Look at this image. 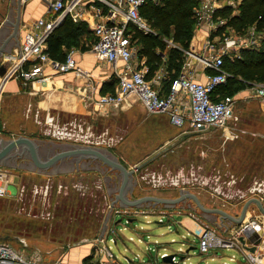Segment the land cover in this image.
Here are the masks:
<instances>
[{
	"label": "rangeland",
	"instance_id": "obj_1",
	"mask_svg": "<svg viewBox=\"0 0 264 264\" xmlns=\"http://www.w3.org/2000/svg\"><path fill=\"white\" fill-rule=\"evenodd\" d=\"M229 1L232 2L231 5L234 4L233 8L229 7V12H232L238 1L223 0L224 3ZM144 16L145 14H142L141 18L147 29L143 32L156 33V29ZM195 24L196 21H193L192 29L195 28ZM245 35L246 32L238 34L234 30L221 28L218 36L213 40L214 47H220L224 38L231 39L234 36L244 38ZM82 37L78 46L71 48L88 51L81 48V43L90 41L88 32ZM167 42L171 44L170 41ZM67 49L64 48L65 51ZM232 54L237 52L232 51ZM88 65L97 73L106 75L110 72L107 64L95 62L89 56L86 63L81 64V68L85 69ZM162 68L164 69L163 66ZM82 78L85 82L88 80L87 77L82 76ZM98 80L100 79L96 78V81ZM110 80L113 78L110 77ZM88 86L82 84V91L88 89ZM248 87L249 84L244 83L237 92L233 91L234 107L224 126L230 136L226 137L224 128H216L208 130L210 136L206 135L203 138L204 132L195 134L190 132L187 126H182L180 131L177 130V136H173L172 143H162L164 137L150 128L140 129L138 126L142 123L133 122L132 119L122 116L118 107L106 108L102 112L97 109L92 114L93 118L90 115L87 121L80 118L63 120V116H59L58 120L53 113L35 114L30 108L29 117L33 118L38 129L30 128L28 131H22L39 144L42 159L64 149L93 147L116 159L126 170H133L132 176L128 177L124 185V193L128 200L153 197L177 201H169V203L145 201L136 206H123L119 200H116L122 184V175L100 159L88 157L76 161V158L70 157L62 160L59 165L39 172L36 169L26 170L33 165L23 154L8 158L6 164H2V169L8 170L6 171L8 175L5 174L7 192L0 196V238L25 256L39 253L44 264L53 261L66 264L63 261L69 260L76 249H87L91 252L93 248L92 252H95L94 242L101 241L100 234L107 224L108 218L105 216L107 210L174 209L181 211L182 214L191 215L200 223L207 219L210 223L220 224L219 228L214 224L207 225L208 228L216 230L224 229L222 225L225 222L227 226L239 225L222 219V214L216 210L222 212L224 210L227 213L238 212L234 215L238 219L246 200L255 204H257L256 200L250 199L259 200L260 186L245 182L232 185L226 181L229 173L243 175L246 166H250L254 158L260 162L263 157L260 151H264V116L260 117L257 114H264V108H260L257 100L242 99ZM129 98L135 99L134 96ZM1 102L0 99V140L6 141L18 137L20 132L16 128L7 129L4 125ZM150 124L148 121L144 123L145 126ZM14 130L17 132L12 133L11 131ZM181 132H185V135ZM252 152L255 157H252ZM137 165H140L138 169H136ZM55 170L57 172H53ZM253 207L257 211L258 206L256 208L253 205ZM203 209L211 211L206 212ZM248 214L249 212L246 217ZM119 219V215L114 216L111 228H115L122 237L117 239L116 245L112 241L114 234H108L107 238V243L115 255L118 254L119 249L122 250L119 246L122 242H126L128 237L132 238L133 243H137L141 234L142 242L138 244L142 247L147 246V243L150 247H154L156 241L164 243L165 246L169 245L171 248H167L166 251H170L176 250L180 242H184L188 247H195L189 252L191 255L196 256L199 252L196 242L203 232L201 228L193 236L187 234V230L183 227L177 226L175 229L174 225L167 228L166 224H158L153 217L149 218V223L146 222L147 219L140 217L131 225L123 218L115 224ZM178 219L182 220V216H176V220ZM171 239L176 242L170 243ZM127 244L130 245V242ZM97 250L101 252L100 249ZM222 254L225 258L231 254L237 259L242 258L235 250H222ZM117 261L126 264L125 260ZM132 261L140 264V261L146 260ZM184 261L185 263L176 260V263L217 262ZM96 262L101 264V260Z\"/></svg>",
	"mask_w": 264,
	"mask_h": 264
},
{
	"label": "built area",
	"instance_id": "obj_2",
	"mask_svg": "<svg viewBox=\"0 0 264 264\" xmlns=\"http://www.w3.org/2000/svg\"><path fill=\"white\" fill-rule=\"evenodd\" d=\"M25 2L26 0H21ZM148 1L158 0H47L49 18H37L31 30L24 35L23 43L18 50V58L10 63L16 77L23 82L44 83L50 76L43 75L47 66L55 74L73 72L77 76L87 77L91 82L90 72L79 67L74 59L75 50L69 49L62 61L55 60L46 52V40L49 34L59 26L67 16L73 21H81L83 12L89 7L94 19L88 26L93 41L89 47L96 61L108 64L115 77L112 91L100 93L94 86H88L84 94L86 103L92 106H117L125 98L134 96L148 113L165 114L170 122L178 127L187 126L190 132L203 133L210 129L223 128L232 113L235 99L233 96H219L217 88L224 85L230 74L223 68L225 56L238 57L232 51L240 49H257L264 30L257 31L253 25L246 31L244 38H224L220 47L207 43L208 54L192 56L206 73V81L201 83L192 76L186 62L170 84L169 90L161 89V81L165 79V70L155 73L147 79V65L139 61L137 46L131 38L130 26L144 31L147 26L140 16V8ZM219 0H198L194 9V19L198 25L207 26L210 31L219 28L233 31L225 26L226 20L215 17L216 3ZM13 73V72H11ZM256 98L264 99V82H253L247 89ZM5 173L0 167V196L7 192ZM264 215L256 213L244 216L239 225H225L221 230L205 227L196 242L199 253L207 254L212 250L237 248L244 258V264H264L261 256L264 252L248 250L240 239L247 232H259L264 229ZM0 264H44L39 253L25 256L15 250L7 242L0 241ZM47 264H59L53 261Z\"/></svg>",
	"mask_w": 264,
	"mask_h": 264
},
{
	"label": "crops",
	"instance_id": "obj_3",
	"mask_svg": "<svg viewBox=\"0 0 264 264\" xmlns=\"http://www.w3.org/2000/svg\"><path fill=\"white\" fill-rule=\"evenodd\" d=\"M234 1V0H233ZM236 7L232 10V12H237V7L240 3V0H237ZM232 2H223V0H219L216 3V12L218 10H221L224 7H231L233 8L234 4L231 5ZM198 5V0H197ZM18 7L16 6V0H0V15H4L6 20H9L11 23L15 22L18 18L19 21V30H18V36L17 40L10 39L6 45L4 46V52L0 56V63L8 60L9 62L15 61L18 58V50L23 43L24 35L27 31L31 30L33 26V22L37 18H49L50 12L47 9V0H26L22 3L20 6V14H17ZM215 12L216 18H221L220 16H217ZM1 19V17H0ZM81 21H84L87 26H90L91 23H93L94 19L91 15V11L88 8H86V11L83 12ZM221 28L217 30V32H212L210 29L205 25H198L195 24V28L192 29V37L190 39L188 48L183 50L184 53V60L183 63L189 64L188 67L192 71V76L196 81H199L201 83H204L206 81V73L209 72V70H204L203 67L196 62L192 58V56H188L185 51L192 52L194 54H208L209 51L207 49V43L208 41H211L213 45L215 43L213 42L214 39L218 36L219 31ZM11 31V30H10ZM10 31L7 30V33L0 35V44L1 42L6 38V34H9ZM91 35V34H90ZM237 37V36H236ZM235 36L233 39L236 38ZM81 37L80 39H82ZM93 38L90 37V41L84 42V44H90L92 43ZM64 50V48H63ZM76 50V49H75ZM236 52L239 53V50H236ZM92 57L93 60L96 62L95 56L91 53V50L88 51H78L76 50L74 53V59L79 67H81V64H85L87 57ZM139 61L145 64V59L139 58ZM108 65V64H107ZM181 65V68H182ZM109 66V65H108ZM161 65L155 73L160 72L159 70L162 69ZM165 69V79L168 78L169 73L165 66H163ZM13 64L10 63V65L7 68V75L3 79H0V99L2 103L1 107V113H2V119L4 120V125L7 129H15L19 130V135L17 136H25L30 138L29 136H26V133H23L22 130L28 131L30 128L32 129H38V126L35 125L33 118L29 117L30 108L32 109V112L35 114H45L46 112L53 113L58 117L63 116L62 119L65 120L67 118H72L75 120V118L85 119L86 121L89 120L90 115L94 114V112L98 109L100 112L106 110V108L111 107H118L121 110L122 116H126L128 119H132L133 122H140L142 123L138 127L140 129H152L153 132H159L160 136L164 139L162 140V143L170 142L172 143L173 136H177V130L180 131V127L173 125L168 116L165 114H152L148 113L142 104L135 98L130 99L129 97L125 98L119 105L117 106H107V107H100V106H92L89 103H84V94L87 93L89 90L86 89L85 91H82V84L83 85H89L94 86L97 91H101V88L104 87L109 81L110 77L113 78L114 83L112 89L115 86V77L112 75V70L110 68V72L105 74H102L101 72H95L94 69H91V66L88 65L85 67V70L90 72L91 76V82L88 81L85 82L84 78L82 76H77L73 72H68L64 74H55L53 73L47 66L43 69V75L50 76L49 80H46L44 83L40 82H23L22 79L15 76L14 71H12ZM180 68V69H181ZM96 69V68H95ZM13 72V73H11ZM180 72V71H179ZM154 73V75H155ZM153 75V76H154ZM96 78L100 79L96 81ZM152 78V77H151ZM163 79L161 83V89L165 91L163 87ZM95 80V82H94ZM93 81V82H92ZM106 89L109 90L111 89ZM244 96L242 99H245L246 101L250 100H257V102L260 104V108H264V99L256 98L253 96L249 91H244ZM83 102V103H82ZM83 104H86L85 106ZM100 115V114H98ZM258 116L262 117L264 114H257ZM93 118V115L91 116ZM148 121L151 123L149 126L144 125V123ZM175 128V129H174ZM224 128V127H223ZM208 131V130H207ZM205 131L202 135L204 138L206 135L210 136V134ZM223 131L227 136H230V133L226 131L224 128ZM7 132V131H6ZM17 132V131H11ZM11 133V134H12ZM181 134L185 135V132H181ZM196 134V133H195ZM212 134V133H211ZM32 139V138H31ZM34 140V139H33ZM4 142V140H0V142ZM161 141V139L159 140ZM1 142V143H2ZM39 145V144H38ZM38 152L40 155V150L38 148ZM260 154L263 155L261 157L262 159L260 162L257 158H254L251 162L252 164L250 166H246V171L242 173L243 175H236L232 173H229L228 179L226 180L228 184H236L238 182H245L249 183V185H257L260 186V192L258 199H250V200H257L259 201V204L263 211L260 210L259 204L255 203H249L247 200L244 202V205L246 203V212H249L248 216L254 215L257 212H260L264 215V151H260ZM27 157V156H26ZM41 157V156H40ZM252 157L254 156V152H252ZM250 157V158H252ZM28 158V157H27ZM46 158V157H45ZM44 158V159H45ZM73 159V158H72ZM75 162V160H73ZM61 161L58 162L59 165ZM6 164V163H5ZM32 165V163H31ZM54 165V166H55ZM10 166V165H9ZM0 167L2 168L3 165L0 164ZM12 167V166H11ZM7 168V167H6ZM26 169V167H23ZM33 167H27L26 170L34 171ZM5 174H7L5 170L2 169ZM37 171H43L38 170ZM54 172V171H53ZM8 175V174H7ZM220 183H223V181H220ZM249 199V198H248ZM258 206L257 211H255V207ZM259 210V211H258ZM222 211V210H221ZM210 212V211H206ZM223 213H225L227 216L231 218H235L234 215H236L238 212L230 213L223 210ZM241 213V211H240ZM119 215L120 219H125L126 223H129L130 225L134 220H137L138 218L142 217L144 219H147L146 222H150V217H153L156 223L158 224H166L167 228H169L171 225L175 226V229L177 226L183 227L187 230V234H191L195 236V233L199 231L201 228L202 231L205 227L210 223L207 219L200 221H196L194 217L188 214H182L181 211L174 210V209H168V210H152V209H139V210H128V209H112L106 211V217L108 218L106 221V227L105 230L100 234L101 241L98 243L94 242L95 252L87 251V249H79L73 252L72 255H70L69 260H64L63 262L66 264H98L96 261L101 260V264H121L117 260H131V262H127L126 264H136L137 262H134L132 260H146V261H140V264H163L167 261H158V260H167L162 259L165 255L172 254V259L175 262H168V264L176 263V260H182L183 263H185L184 260H210L211 262H214L213 264H244V258L241 254L240 249L237 248H227V249H219V250H212L207 254H201L198 252L196 256L191 255L189 252L193 249H195L194 246H186L184 242H180V246L177 247L176 250L171 249L170 251H166L167 248H171L169 245L165 246L164 243H158L155 241L154 247H150L149 243H147V246L142 247L140 244L142 242V234L138 236L137 243H133L132 238L128 237L126 242H122L119 246L122 247V250L119 249L118 254L115 255L112 252L111 246L107 243L108 234H114L112 241L114 244H117V239L121 238V234L115 229L111 228L112 220L114 216ZM182 216V220L178 219L176 220V216ZM240 215V214H239ZM247 216V217H248ZM222 219H227L222 216ZM239 217V216H238ZM208 218V217H207ZM120 219L116 221L115 224L120 222ZM228 222H231V219H227ZM222 225V228L225 226ZM264 224V221H263ZM184 225H190L189 227H186ZM219 228L221 226L220 224H214ZM140 227V226H139ZM148 237V235H147ZM183 238V235H182ZM124 239L122 238V241ZM127 242H130V245L127 244ZM176 242L173 239H171L170 243ZM243 247L248 250H257L259 252H264V229L256 232L254 230H250L247 232V235L243 238L241 241ZM93 247V244H92ZM187 247V248H186ZM97 249H100L101 252H99ZM222 250L228 251V250H235L239 254H241L242 258L237 259L234 254H231L227 258L223 256ZM221 260V261H219ZM261 260L264 262V254L261 256ZM177 264V263H176ZM191 264V263H190Z\"/></svg>",
	"mask_w": 264,
	"mask_h": 264
},
{
	"label": "trees",
	"instance_id": "obj_4",
	"mask_svg": "<svg viewBox=\"0 0 264 264\" xmlns=\"http://www.w3.org/2000/svg\"><path fill=\"white\" fill-rule=\"evenodd\" d=\"M197 0H158L148 1L140 8V16L145 14L147 21L156 29V33H147L130 26L131 38L139 44L138 58L145 59L148 67L146 78L150 79L155 71L165 66L169 76L163 81L164 92H167L174 78L178 75L184 60L183 50L188 48L192 37L194 9ZM224 7L216 12L217 16L226 20V25L238 34L255 26L257 31L264 30V0H240L237 12H229ZM194 19V20H193ZM91 30L84 21H73L70 17L63 19L46 40V52L49 57L62 61L65 54L73 46H78L80 38ZM91 34V35H90ZM93 38V37H92ZM170 41L171 44H168ZM90 44H82L83 50H89ZM63 48H68L66 51ZM223 68L230 76L224 85L217 88L219 96H233L245 84L264 82V33L257 49H240L239 56L224 57ZM114 80H110L100 93L112 91ZM106 91V89L110 88ZM1 242H6L0 238Z\"/></svg>",
	"mask_w": 264,
	"mask_h": 264
},
{
	"label": "water",
	"instance_id": "obj_5",
	"mask_svg": "<svg viewBox=\"0 0 264 264\" xmlns=\"http://www.w3.org/2000/svg\"><path fill=\"white\" fill-rule=\"evenodd\" d=\"M23 3V2H22ZM16 6L17 14L20 13V6H21V0H16ZM0 35L7 33V30L10 31L9 34H6V38L1 42L0 44V56L3 54L4 46L10 39H15L18 41V30H19V21L18 18L15 22L11 23L9 20L5 19L4 15H0ZM10 65V62L8 60H5L0 63V79H3L7 75V68ZM27 156L32 165L33 168H36L38 170H46L54 166L57 162L62 161L66 158L74 157L76 158V161L80 158H98L100 159L104 164L108 165L112 169L118 170L122 175V184L119 189V193L116 195V200H119L123 206H136L140 204L141 202L145 201H155V202H164L169 203L170 202H176L177 200H162L157 199L153 197H144L140 199H134V200H128L124 193V185L126 183V180L128 177L132 176L133 170H126L124 166H122L120 163L116 161V159L109 157L107 154H104L103 152H100L98 149L93 147H73L70 149H64L58 152H55L51 156L42 159L38 152V144L31 138L25 137V136H18L16 138H12L9 140H6L2 143H0V164H4L6 159L21 156V155ZM140 165L136 166V169H138ZM54 172H57L55 170ZM258 203V201L256 200ZM248 203H246L239 215V218H231L227 216L225 213H223L221 210H216L218 213L222 214L225 218L231 219L233 222L240 223L241 220L244 218L245 212H246V206ZM259 204V203H258ZM260 206V204H259ZM204 211H211L210 209H203ZM260 210H262L260 206ZM242 240V239H240ZM23 245L26 246L25 242H23ZM162 260L167 262H174L172 259V254L165 255L162 257ZM127 262H131V260H126Z\"/></svg>",
	"mask_w": 264,
	"mask_h": 264
}]
</instances>
